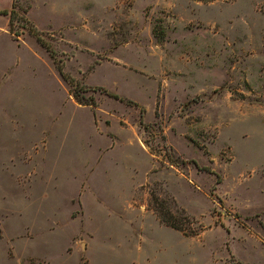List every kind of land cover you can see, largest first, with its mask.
Returning <instances> with one entry per match:
<instances>
[{"label": "rangeland", "instance_id": "1", "mask_svg": "<svg viewBox=\"0 0 264 264\" xmlns=\"http://www.w3.org/2000/svg\"><path fill=\"white\" fill-rule=\"evenodd\" d=\"M10 10L0 264H264V0ZM151 196L194 234L162 225Z\"/></svg>", "mask_w": 264, "mask_h": 264}, {"label": "trees", "instance_id": "2", "mask_svg": "<svg viewBox=\"0 0 264 264\" xmlns=\"http://www.w3.org/2000/svg\"><path fill=\"white\" fill-rule=\"evenodd\" d=\"M193 1H201V0H193ZM206 1H210V0H206ZM0 15L8 16L7 31L14 38L18 37L17 34L12 32L11 21H12V17H13V11L12 10H10L9 12L2 11V12H0ZM27 32H28V34H30L35 39L36 43L47 52L49 58L52 60V63L54 64V68H55L57 74L59 75V77L64 82L70 84L71 83L70 79H68V77L63 74L60 65L55 60L54 53L50 50L48 45L43 42V40L41 39V37L39 36L37 31L32 26H28ZM71 96H72V99L75 100L79 104V102L77 101V99L75 98V95L73 93H71ZM113 98L117 99L115 96H113ZM125 103L130 105V102H125ZM151 204H152L151 207L153 209V212L155 213L158 221L162 225H164L165 227H167L171 230L179 232L184 236H191L194 234V231L189 230L188 228H185V227L178 225L174 222L170 212L166 208H164V202L163 201H159L157 198L151 196ZM186 220H187V224L190 225V223L188 222V219H186Z\"/></svg>", "mask_w": 264, "mask_h": 264}, {"label": "crops", "instance_id": "3", "mask_svg": "<svg viewBox=\"0 0 264 264\" xmlns=\"http://www.w3.org/2000/svg\"><path fill=\"white\" fill-rule=\"evenodd\" d=\"M31 57H33V56H31ZM34 59H35V57H34ZM15 63V64H14ZM14 63H13V68L14 67H17V65H18V61L16 62V61H14ZM10 79H11V75L9 76V78H8V80L6 81V83H9V81H10Z\"/></svg>", "mask_w": 264, "mask_h": 264}]
</instances>
